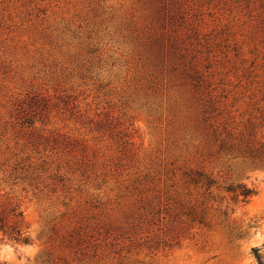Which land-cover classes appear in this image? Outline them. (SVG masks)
<instances>
[{"label": "rangeland", "instance_id": "374dc122", "mask_svg": "<svg viewBox=\"0 0 264 264\" xmlns=\"http://www.w3.org/2000/svg\"><path fill=\"white\" fill-rule=\"evenodd\" d=\"M254 247L264 0H0V264H257Z\"/></svg>", "mask_w": 264, "mask_h": 264}, {"label": "trees", "instance_id": "16d2710c", "mask_svg": "<svg viewBox=\"0 0 264 264\" xmlns=\"http://www.w3.org/2000/svg\"><path fill=\"white\" fill-rule=\"evenodd\" d=\"M242 193V195L244 196V197H247L250 193H251V191H247V192H241ZM23 241H27V238L26 237H24L23 238ZM252 252H253V254H254V256H255V258H256V260H257V264H264V256L262 255V253L260 252V250H259V248L258 247H254V248H252Z\"/></svg>", "mask_w": 264, "mask_h": 264}]
</instances>
